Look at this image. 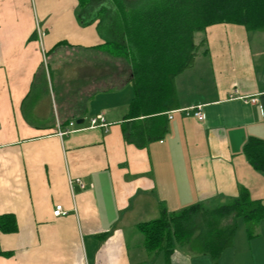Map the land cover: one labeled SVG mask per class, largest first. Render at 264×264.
<instances>
[{
	"label": "crops",
	"instance_id": "crops-1",
	"mask_svg": "<svg viewBox=\"0 0 264 264\" xmlns=\"http://www.w3.org/2000/svg\"><path fill=\"white\" fill-rule=\"evenodd\" d=\"M99 7L0 0V215L17 221L0 229V264H215L190 243L150 252L139 224L244 189L264 206V172L243 152L264 139V32L208 26L171 108L129 118L133 69L105 44ZM235 238L217 264H264V216L241 250Z\"/></svg>",
	"mask_w": 264,
	"mask_h": 264
},
{
	"label": "trees",
	"instance_id": "trees-1",
	"mask_svg": "<svg viewBox=\"0 0 264 264\" xmlns=\"http://www.w3.org/2000/svg\"><path fill=\"white\" fill-rule=\"evenodd\" d=\"M79 1L83 9L99 4L102 22H107L110 29L111 37L105 44L114 45L132 66L134 97L129 118L171 108L176 77L194 65L205 44V38L196 41L197 33L217 23L240 24L248 31L264 32V0ZM243 152L255 170L264 172V139L250 137ZM216 202L198 203L179 212L162 209L160 217L140 223L146 248L164 252L169 258L177 246L192 244L196 236L201 251L217 264L234 244L238 219H245L248 234L253 236L264 216V206L246 189L238 197ZM227 218L232 221L224 223ZM0 229L16 230L15 216L0 215Z\"/></svg>",
	"mask_w": 264,
	"mask_h": 264
},
{
	"label": "built area",
	"instance_id": "built-area-1",
	"mask_svg": "<svg viewBox=\"0 0 264 264\" xmlns=\"http://www.w3.org/2000/svg\"><path fill=\"white\" fill-rule=\"evenodd\" d=\"M38 33H39L40 39H43L45 34H46V31L38 26ZM192 108L194 109L195 117L200 121H204L205 115H204L203 110H202V105H197V106H194ZM89 121H90V127H98V126L105 127L107 125L106 118H105L104 114H102V113L90 118ZM76 125H77V122L71 121V122H69L68 127H61L60 126L59 130H58V134L60 136H65V135L75 131ZM77 181L81 184V186H84L83 183L80 181V179H77ZM66 213H67V211H65V209L62 207L61 204L56 205V207L54 209V215L55 216L65 215Z\"/></svg>",
	"mask_w": 264,
	"mask_h": 264
},
{
	"label": "rangeland",
	"instance_id": "rangeland-1",
	"mask_svg": "<svg viewBox=\"0 0 264 264\" xmlns=\"http://www.w3.org/2000/svg\"><path fill=\"white\" fill-rule=\"evenodd\" d=\"M83 9V8H82ZM101 15H102V13H101ZM109 17H110V15H109ZM101 30L102 31H105V32H107V30H108V28H107V22H104L102 25H101ZM104 32V33H105ZM109 34V33H108ZM108 34H104V39H107V38H109V37H111L110 35H108ZM203 37H205L204 36V31H202V32H199V33H197L196 34V41H200ZM203 52V49H201L200 50V52ZM203 54L202 53H200V56H202ZM200 69H201V65H197L196 67H195V69H194V71H200ZM78 125H80V124H78ZM215 202V201H214ZM217 203V202H216ZM211 204V203H210ZM232 221V219L231 218H227V219H225L224 220V223L225 222H231ZM238 226H239V228H238V230H237V233H236V238H235V244H236V246H238V249H240L241 247H243L244 245H246V243L248 242V239H247V234H248V230H247V225H246V222H245V219H243V218H239L238 219ZM193 239H195V241L192 243V244H194L195 246V248H197V247H199V245H197V242L199 243V241H198V239L196 238V236H194L193 237ZM197 245V246H196ZM179 247V246H178ZM241 250V249H240ZM240 250H238V251H240ZM192 253H195V251L194 252H192Z\"/></svg>",
	"mask_w": 264,
	"mask_h": 264
},
{
	"label": "water",
	"instance_id": "water-1",
	"mask_svg": "<svg viewBox=\"0 0 264 264\" xmlns=\"http://www.w3.org/2000/svg\"><path fill=\"white\" fill-rule=\"evenodd\" d=\"M84 121V119L77 120V123L80 124Z\"/></svg>",
	"mask_w": 264,
	"mask_h": 264
}]
</instances>
